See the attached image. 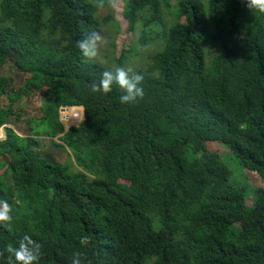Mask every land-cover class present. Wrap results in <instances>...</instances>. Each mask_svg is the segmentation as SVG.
Listing matches in <instances>:
<instances>
[{"label":"trees","instance_id":"16d2710c","mask_svg":"<svg viewBox=\"0 0 264 264\" xmlns=\"http://www.w3.org/2000/svg\"><path fill=\"white\" fill-rule=\"evenodd\" d=\"M100 8L0 0V199L13 207L0 250L28 234L43 245L39 264H71L75 251L84 264H264V187L234 183L223 157L205 153L223 144L264 180V13L246 0H125L129 29L142 21L141 45L155 46L136 70L143 99L122 104L117 85L90 90L112 68L77 47L111 24L114 14L100 18ZM158 22L163 29L147 33ZM136 50L124 49L116 66ZM8 64L27 75L18 88L2 73ZM34 92L43 115L20 135L7 125L20 116L14 104ZM73 106L85 118L65 132L60 111ZM83 117L72 108L66 118ZM45 136L70 150L76 171L42 150Z\"/></svg>","mask_w":264,"mask_h":264},{"label":"rangeland","instance_id":"374dc122","mask_svg":"<svg viewBox=\"0 0 264 264\" xmlns=\"http://www.w3.org/2000/svg\"><path fill=\"white\" fill-rule=\"evenodd\" d=\"M124 9L125 0H113V4H109L108 6L99 9L98 16L100 18H104L110 13L114 14V18L111 24L109 23L107 26H104L105 31L103 33V37L107 40V43L103 45L99 50L98 56H100L99 58L101 61L96 58L94 60L101 64L104 63L103 65L106 64L110 68L114 69V67H116L117 65L115 59L120 57L124 49L129 50L132 48H137L136 51H132L135 56H133L126 65V67H132L136 71L137 68L145 67L147 65V55L148 53L154 51V49L152 48H154L155 44L154 41H151V45L148 46V48H143L140 41L141 33L144 29L143 23L142 21L138 22L136 29L131 31L129 29V21L124 15ZM165 19L167 20L168 25H170V18L168 19L165 17ZM220 27L221 28L217 32L220 31V34L223 36L227 35V33L229 32V27H226L225 25H221ZM162 29L163 25L159 22L152 24L146 28L147 33H157ZM213 29H215V27H213ZM214 33L215 31H213V34ZM112 43L116 44V49L114 50L116 51V54L114 55V59L107 58L104 52L106 51V53L109 54L108 51H111L110 44ZM219 47L220 46L218 45V48ZM112 55L113 54L111 53L110 56ZM103 56H105V58H103ZM2 73H6L9 76H12L14 78L13 85L17 88L21 86L24 79L27 77V75L19 72L17 68H15V66H13L12 64L4 66ZM8 102L9 100L5 96L4 103L7 104ZM41 103L42 99L38 92L26 95L22 99L18 100L14 104V109L17 114L20 113V116H12L11 124L7 126L13 127L20 135L32 134L33 132H31L30 127L34 128L37 124L36 119L40 118L43 115ZM66 112L67 111L61 113V119L66 126L80 124L83 121V119L79 121L68 120L65 116ZM0 138H5V128H2L0 130ZM50 140L51 139L48 136L40 139L42 150L44 152L52 154L58 161L67 163L71 166L73 171H76L77 168L74 166L73 155L70 150L63 147H57L53 145ZM205 153H214L218 156L223 157L225 162L232 170L233 175L231 180L234 183L243 186L249 185L253 188L264 187V180L258 174L244 170L240 167L238 160L236 159V157H234V155H232V151L229 147L223 144L210 143L207 146ZM5 172L6 168L0 167V176H2ZM254 201L255 196L253 193H250V195L247 196L246 200L247 206L252 208L254 206ZM235 229H238V227H236Z\"/></svg>","mask_w":264,"mask_h":264},{"label":"clouds","instance_id":"9594fccd","mask_svg":"<svg viewBox=\"0 0 264 264\" xmlns=\"http://www.w3.org/2000/svg\"><path fill=\"white\" fill-rule=\"evenodd\" d=\"M111 5L113 0H107ZM249 9H256L264 13V0H246ZM105 0H96L97 7H104ZM107 43V40L98 31H90L83 39L77 41V47L86 60H92L99 54L100 48ZM144 76L135 71L132 67L116 66L112 70H105L98 83H92L90 90L93 93L103 92L105 94L112 92L113 85H117L123 95L120 97L122 104H133L139 99H143L145 91L143 88ZM13 207L7 201L0 199V227H7L13 221ZM82 247H88L91 244L89 236H83L80 241ZM43 245L32 236L23 235L17 245L8 244L3 250H0V257L7 253V264H39L42 257ZM85 253L75 251L72 255L71 264H84Z\"/></svg>","mask_w":264,"mask_h":264},{"label":"water","instance_id":"95a60500","mask_svg":"<svg viewBox=\"0 0 264 264\" xmlns=\"http://www.w3.org/2000/svg\"><path fill=\"white\" fill-rule=\"evenodd\" d=\"M74 107H75V108H82L83 111H84V118H85V108H84L83 106L62 107L60 113L65 112V111H67L69 108H74ZM84 118H83V120H84ZM78 125H79V124H76V125H68V126H66V128H65V132H66L67 130H69L72 126H78Z\"/></svg>","mask_w":264,"mask_h":264},{"label":"bare ground","instance_id":"6f19581e","mask_svg":"<svg viewBox=\"0 0 264 264\" xmlns=\"http://www.w3.org/2000/svg\"><path fill=\"white\" fill-rule=\"evenodd\" d=\"M75 108V107H74ZM70 109H72V108H69L68 110H67V112H66V114H65V116L67 117V115H69V112H70ZM84 118V117H83ZM82 120V119H81ZM74 121H79V120H74Z\"/></svg>","mask_w":264,"mask_h":264}]
</instances>
